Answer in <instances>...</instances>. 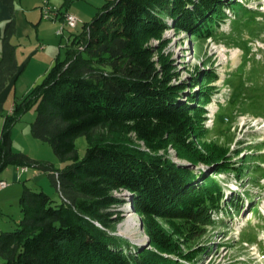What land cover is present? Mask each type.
<instances>
[{"label":"trees","instance_id":"obj_1","mask_svg":"<svg viewBox=\"0 0 264 264\" xmlns=\"http://www.w3.org/2000/svg\"><path fill=\"white\" fill-rule=\"evenodd\" d=\"M74 1L61 0V24ZM246 1L108 0L70 35L63 59L13 101L0 130V174L8 166L41 171L61 197L55 203L23 189L17 229L0 233L1 264H195L204 250L192 243L226 203L218 176L241 178L249 158L235 166L228 148L206 140V106L218 76L200 75L197 92L182 100L184 88L172 84L173 65L162 53L163 33L170 20L190 39L216 40L227 12L233 21L253 17ZM14 2L0 0L12 14L0 30V93L19 76ZM31 110L30 135L51 147L62 168L13 151L12 130ZM81 137L83 156L75 144ZM168 148L186 164L173 162ZM200 164L207 170L197 173ZM123 191L132 195L146 238L140 248L109 232L120 219L113 208L124 202L114 193Z\"/></svg>","mask_w":264,"mask_h":264},{"label":"rangeland","instance_id":"obj_2","mask_svg":"<svg viewBox=\"0 0 264 264\" xmlns=\"http://www.w3.org/2000/svg\"><path fill=\"white\" fill-rule=\"evenodd\" d=\"M26 1L29 2L25 3ZM106 1L108 0H75L69 9L82 23H88ZM23 2L24 9L25 6L32 5V0ZM50 2L61 4V0ZM245 4L254 12L253 17L233 21V15L227 12L228 18L219 29L216 40L190 39L187 33L174 31L170 20L166 21L169 29L163 33L166 46L162 53L173 65L172 84L184 88L182 100H185V95L192 96L197 92L196 86H193L194 79L212 70L218 76L211 83L217 89L206 106V140L228 148L235 166L240 165L242 159L249 158V168L241 178H236L233 174L218 176L225 188L223 194L227 204H222L224 209L220 212L212 213L216 224L192 243V246L204 250L195 264H264V0H248ZM61 27L56 21L36 19L35 30L29 38L34 47L28 51L39 53L42 56L40 61L44 64H49L51 59H63L68 38L79 32L81 25L76 29L64 28L62 34H57ZM250 30H256L257 33L252 34ZM159 44L157 41L151 42L156 48ZM40 45L44 50H39ZM22 52L21 49L19 55ZM30 56L26 55L27 58ZM36 60L39 62V59ZM40 67L42 66L36 65L32 75L30 72L34 70L33 67L19 74L11 99L5 110L0 112V124H3L9 104L20 100L34 88L31 87L30 80L35 72L41 73L43 69ZM35 116L34 110H31L15 124L12 130L13 151L23 153L33 160L52 164L55 168H62L64 165L58 162L51 147L30 135V124ZM75 144L79 155L83 156L86 149L84 137L78 138ZM167 152L173 162L186 164L177 160L172 149L168 148ZM194 169L199 173L207 170V167L200 164ZM28 170L19 175L16 167L8 166L0 176V179L9 184L0 193V199L4 200L3 206L0 204V227L4 228V232L17 229L21 218L18 199L24 188L35 192L43 191L55 203L61 202L58 191L46 173L31 168ZM35 171L37 177L33 178ZM16 176L20 181H12ZM125 194L120 195L121 197L116 194L124 202L113 208L120 219L114 221L109 232L140 248L146 243V238L141 230L140 218L131 207L132 195L128 192ZM231 205L237 206L238 211H230ZM115 217L116 215L112 219Z\"/></svg>","mask_w":264,"mask_h":264},{"label":"crops","instance_id":"obj_3","mask_svg":"<svg viewBox=\"0 0 264 264\" xmlns=\"http://www.w3.org/2000/svg\"><path fill=\"white\" fill-rule=\"evenodd\" d=\"M29 1H26L25 3H27ZM44 0H32V5L31 6H25V9L23 8L24 2L23 0H15L14 5H13V10H14V18H15V23H16V31L14 36L11 38V44L13 46H15L16 48V61H17V72L19 74H21L23 71L27 72L28 69L30 67H33L34 70L30 72V74L32 75L34 73V71L36 70V65L38 66H42L40 67V69L42 70L41 73H37L35 72L34 77L30 80L31 83V87H35L36 85H38L43 77L45 76V74L48 72V70L53 66L54 61L53 59L50 60L49 64H44L42 63L40 60H42V56L38 55L39 53H36V51L33 52H29L28 50H30L32 47H34L32 45V43L30 42V37L32 35V32H34L35 28H34V21H36V19H41V7L44 4ZM50 4H52L51 2H49ZM55 6H60L59 4H52ZM32 7V9H31ZM33 10V11H32ZM37 10V13L36 11ZM69 13H71V10H68ZM73 14V13H71ZM75 15V14H73ZM12 18V14L10 12V9L1 4L0 3V30L4 27V24L6 22H8L10 19ZM56 23H58L59 25H61L60 22L56 21ZM38 32H36L35 35V39H38ZM35 47L36 44H35ZM23 50L22 54L19 55V51ZM39 50H44L43 46L40 45L39 46ZM29 52V53H25V52ZM0 53H1V43H0ZM29 54L31 55L30 57H26V55ZM38 55V56H37ZM25 58V60H24ZM39 59V62H36ZM24 67H26L24 69ZM31 70V68H30ZM38 70V69H37ZM18 74V75H19ZM15 77H13L11 80H9L5 86V88L1 91L0 93V112H3L5 110V107L7 105V103L9 102V100L11 99V93L13 91V88H15L16 84H15ZM12 105L13 102L11 103V105L9 104L8 109L5 111V114H9L11 112L12 109ZM1 126L2 124H0V130H1ZM12 138V146H13V134L11 135ZM17 171V168H16ZM25 174V173H24ZM3 173L0 175L2 176ZM33 178L37 177V172L35 171L34 174H32ZM0 181H4L3 179H0ZM12 181H20L19 177H13ZM9 187V184H7V187L5 189L0 190V193H2L3 191H5L7 188ZM18 195V192L16 194V196ZM15 196V197H16ZM19 200V199H18ZM0 204L3 206L4 204V200L0 199ZM4 228L0 227V233L4 232L5 230H3ZM1 261V259H0ZM2 263V261L0 262V264Z\"/></svg>","mask_w":264,"mask_h":264},{"label":"built area","instance_id":"obj_4","mask_svg":"<svg viewBox=\"0 0 264 264\" xmlns=\"http://www.w3.org/2000/svg\"><path fill=\"white\" fill-rule=\"evenodd\" d=\"M60 10L56 8V6L44 2L43 6L41 7V15L42 19L46 21H58L60 17ZM82 22L73 14L66 12L63 14V23L61 24L62 27L60 30L57 31V34H62L64 28L67 29H76ZM17 171L20 174H24L28 172L26 167L17 168ZM7 187V183L5 181H0V190L5 189Z\"/></svg>","mask_w":264,"mask_h":264},{"label":"bare ground","instance_id":"obj_5","mask_svg":"<svg viewBox=\"0 0 264 264\" xmlns=\"http://www.w3.org/2000/svg\"><path fill=\"white\" fill-rule=\"evenodd\" d=\"M60 30V29H59ZM127 191H123V192H115L114 194L116 195L117 194V196H122V195H126L125 193H126ZM119 193V194H118ZM120 196V197H121ZM142 230V229H141ZM143 232V231H142ZM143 235H144V233H143ZM145 237V236H144Z\"/></svg>","mask_w":264,"mask_h":264},{"label":"water","instance_id":"obj_6","mask_svg":"<svg viewBox=\"0 0 264 264\" xmlns=\"http://www.w3.org/2000/svg\"><path fill=\"white\" fill-rule=\"evenodd\" d=\"M141 225V224H140Z\"/></svg>","mask_w":264,"mask_h":264}]
</instances>
